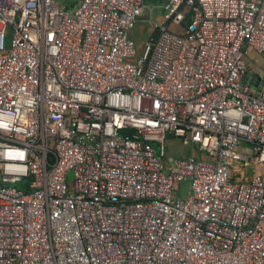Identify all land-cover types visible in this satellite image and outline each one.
<instances>
[{
  "label": "built area",
  "instance_id": "obj_1",
  "mask_svg": "<svg viewBox=\"0 0 264 264\" xmlns=\"http://www.w3.org/2000/svg\"><path fill=\"white\" fill-rule=\"evenodd\" d=\"M250 50L264 0H0V264H264Z\"/></svg>",
  "mask_w": 264,
  "mask_h": 264
},
{
  "label": "rangeland",
  "instance_id": "obj_2",
  "mask_svg": "<svg viewBox=\"0 0 264 264\" xmlns=\"http://www.w3.org/2000/svg\"><path fill=\"white\" fill-rule=\"evenodd\" d=\"M63 5H68L69 0H58ZM154 22L159 25H164L166 23L163 10L157 8L154 10L153 14ZM176 31H180L178 27L172 26ZM155 25L150 24V12L149 9H145L143 15L140 17V21L136 24V27L131 32V37L136 41L140 46L145 44L148 41L150 35L154 32ZM193 144L186 143L178 138L174 141L168 140V157H183L187 156L192 152ZM190 150V152H189ZM73 174L70 173V177Z\"/></svg>",
  "mask_w": 264,
  "mask_h": 264
},
{
  "label": "crops",
  "instance_id": "obj_3",
  "mask_svg": "<svg viewBox=\"0 0 264 264\" xmlns=\"http://www.w3.org/2000/svg\"><path fill=\"white\" fill-rule=\"evenodd\" d=\"M246 61L248 65V70L251 71L255 76H259L261 81L263 82L264 81V58L261 55H259L256 51L250 50L248 52ZM170 141H174V139L171 137ZM194 152L195 151L193 150V147H192V152L190 154ZM260 173L264 177V168L260 169Z\"/></svg>",
  "mask_w": 264,
  "mask_h": 264
},
{
  "label": "water",
  "instance_id": "obj_4",
  "mask_svg": "<svg viewBox=\"0 0 264 264\" xmlns=\"http://www.w3.org/2000/svg\"><path fill=\"white\" fill-rule=\"evenodd\" d=\"M244 83L246 85H250L254 90L259 91L262 87H264V81L262 82L259 76H255L251 71H248ZM195 152H198L197 147H193ZM180 196V194L178 195Z\"/></svg>",
  "mask_w": 264,
  "mask_h": 264
},
{
  "label": "trees",
  "instance_id": "obj_5",
  "mask_svg": "<svg viewBox=\"0 0 264 264\" xmlns=\"http://www.w3.org/2000/svg\"><path fill=\"white\" fill-rule=\"evenodd\" d=\"M78 1L79 0H69L68 5L69 6H75L78 3ZM188 18H189V21H192V19H193V13H190L188 15ZM158 34H159V32L156 33V35H158Z\"/></svg>",
  "mask_w": 264,
  "mask_h": 264
}]
</instances>
